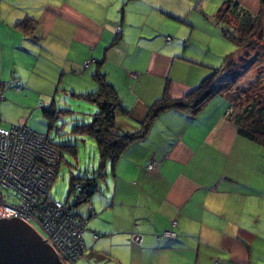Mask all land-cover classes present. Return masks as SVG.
<instances>
[{
  "label": "crops",
  "instance_id": "crops-1",
  "mask_svg": "<svg viewBox=\"0 0 264 264\" xmlns=\"http://www.w3.org/2000/svg\"><path fill=\"white\" fill-rule=\"evenodd\" d=\"M237 1L253 12L259 9V0ZM192 3L0 0V115L12 94H52L32 90L27 71L46 67L83 78L79 87L84 90L73 95L95 90L93 73L98 72L128 110L116 115L117 126L139 129L148 106L165 90L172 97L184 95L231 55L217 28L208 30L204 43L195 44L187 31L182 33L187 25L193 35L195 26L188 19L198 8ZM25 18L35 22L33 36L17 25ZM213 22L207 19L203 25L216 27ZM228 100L217 94L195 113L164 110L108 165L106 190L90 195L82 213L75 211L86 218L81 260L264 264V145L237 132L225 113ZM151 157L155 166L148 169ZM167 229L175 236H164Z\"/></svg>",
  "mask_w": 264,
  "mask_h": 264
},
{
  "label": "rangeland",
  "instance_id": "rangeland-1",
  "mask_svg": "<svg viewBox=\"0 0 264 264\" xmlns=\"http://www.w3.org/2000/svg\"><path fill=\"white\" fill-rule=\"evenodd\" d=\"M222 2L224 0H193V8L197 7L198 9H193L188 20L193 21L194 32L192 35L190 26L184 24L186 26H182V33L187 31L188 37L190 36L192 41L197 44V42H205L204 39L209 36L208 30L217 28L221 32L222 26L217 22H213L216 27L209 24L210 28H206L203 23H206L207 19H214L213 15ZM170 23H173V20H170ZM224 39L229 45L231 54L238 55V48L229 39L225 37ZM257 44L258 52L255 53L256 51L250 49L249 54L245 57V66L249 65V67L245 69L242 77L240 76L243 82H235L229 85L233 95L240 94L238 97L235 96L233 100L239 106L246 105L250 101L255 102L256 99H260L259 103L264 104V38H260ZM44 68L46 67H43L42 70L27 71L31 84L30 88L36 91L52 90V94L50 93L48 96L38 95L35 91L28 92L25 97L12 94L8 107L0 115V124L4 127L26 124L30 128L46 134L51 143L56 144V147L58 146L62 159L51 184L50 192L56 200L65 202L73 211L82 213L89 201L76 203V193L70 190V181L72 177H79L82 181L85 178L95 177L98 171L99 155L95 140L89 135L72 132V127L76 123L89 121L91 114L96 111L97 107L82 96L72 94L73 91L84 90L85 87H79L84 84L83 78H75L67 74L58 75L55 70ZM224 80L223 78L221 81L217 80L216 85L224 82ZM11 89L16 90L15 87ZM224 95L230 97L228 92ZM43 106L47 108V111L44 110ZM63 144H74L76 150L73 152ZM105 172L107 174L110 172V166L105 167ZM95 180L97 189L92 194L105 191L106 187L103 180L100 178ZM35 228L38 234L43 237L42 229L38 226ZM74 264L89 263L79 259ZM91 264H95L94 261H91Z\"/></svg>",
  "mask_w": 264,
  "mask_h": 264
},
{
  "label": "trees",
  "instance_id": "trees-1",
  "mask_svg": "<svg viewBox=\"0 0 264 264\" xmlns=\"http://www.w3.org/2000/svg\"><path fill=\"white\" fill-rule=\"evenodd\" d=\"M213 16L214 20L222 26L223 35L233 42L240 53L236 56L228 55L220 66L213 67L196 87L180 97H172L165 90L161 97L148 106L145 117L140 121L139 129L131 132L121 130L117 126L116 115L127 114L128 110L121 105L116 90L107 82L103 73H93L98 84L95 90L74 94L93 102L97 107L91 114L90 120L76 123L72 127V132L86 134L93 138L99 155L98 171L95 177L85 178L84 181L79 177L71 178L70 190L76 193V203L89 199L93 191L97 189L95 179L103 180L106 176L105 167L113 165L130 142L142 138L157 115L168 108L185 109L195 113L211 97L228 92L229 106L225 113L234 121L237 132L264 145V104H260V99H256L255 102L250 101L243 106L236 105L233 101L234 97L240 94L233 95L229 86L235 82H243L242 74L249 67V65L245 66V57L250 49L257 53L258 40L264 38V0H259L257 12L247 9L237 0H224ZM17 25L27 35L33 36L35 22L32 18H25L17 22ZM221 78L225 79L224 82L216 85V81H221ZM43 108L47 111L45 106ZM63 145L73 152L76 150L74 144ZM76 183L80 185L78 191L75 190Z\"/></svg>",
  "mask_w": 264,
  "mask_h": 264
},
{
  "label": "built area",
  "instance_id": "built-area-1",
  "mask_svg": "<svg viewBox=\"0 0 264 264\" xmlns=\"http://www.w3.org/2000/svg\"><path fill=\"white\" fill-rule=\"evenodd\" d=\"M13 86L19 88V81L15 80ZM61 159L60 150L46 134L26 124L0 126V218L18 216L33 229L40 227L44 233L41 239L53 248L58 259L72 264L85 257L82 234L86 218L50 192ZM146 166L154 168L153 157ZM75 190H80L79 183ZM163 235L174 237L175 232L167 229Z\"/></svg>",
  "mask_w": 264,
  "mask_h": 264
},
{
  "label": "water",
  "instance_id": "water-1",
  "mask_svg": "<svg viewBox=\"0 0 264 264\" xmlns=\"http://www.w3.org/2000/svg\"><path fill=\"white\" fill-rule=\"evenodd\" d=\"M0 264H63L21 217L0 218Z\"/></svg>",
  "mask_w": 264,
  "mask_h": 264
}]
</instances>
